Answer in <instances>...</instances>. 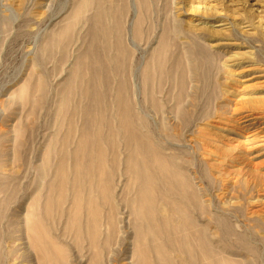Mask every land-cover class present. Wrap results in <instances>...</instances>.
<instances>
[{"label": "rangeland", "instance_id": "1", "mask_svg": "<svg viewBox=\"0 0 264 264\" xmlns=\"http://www.w3.org/2000/svg\"><path fill=\"white\" fill-rule=\"evenodd\" d=\"M83 1L0 0V264H39L25 216L45 186L38 168L57 129L60 91L86 49L87 18L96 12L92 6L84 13L78 7ZM103 3L113 11L122 5L120 0ZM123 6L132 98L154 117L159 128L148 121L157 138L162 123L175 131L178 65L183 64L175 62L178 57L186 63L182 106L191 115L180 137L164 143L169 142V152L190 160L187 172L213 208L211 214L231 228L223 242L233 246L228 256L264 264V0H125ZM109 22L114 24V16ZM111 35L115 41L117 33ZM164 37L167 74L159 88H152L162 104L157 113L146 100L142 75ZM187 51L200 52L192 69L188 66L195 60ZM40 80L45 83L42 104L36 89ZM24 87L26 101L19 96ZM121 211L122 232L104 264H133L128 212ZM219 225L214 221L212 229L218 244ZM53 226V234L69 248L70 263L89 264L88 243L77 249L73 237L63 235L64 219ZM239 236L250 251L240 249Z\"/></svg>", "mask_w": 264, "mask_h": 264}, {"label": "bare ground", "instance_id": "2", "mask_svg": "<svg viewBox=\"0 0 264 264\" xmlns=\"http://www.w3.org/2000/svg\"><path fill=\"white\" fill-rule=\"evenodd\" d=\"M103 1L84 0L78 6L84 13L95 6L96 12L87 18L86 49L60 91L57 129L38 168L45 186L39 188L25 216L26 234L38 263L71 264L69 248L61 236L53 234V224L64 219L63 235H71L82 251L88 243L89 264H104L122 232L124 207L132 233L133 264H250L228 256L233 246L223 242L231 228L211 214L212 207L187 172L190 160L169 152V142L164 143L167 138L180 137L191 115L182 106L186 63L178 57L175 62L183 63L178 65L181 92L175 102L179 124L169 132L162 123L158 129L162 141L153 131V125L159 128L154 117L132 98L126 63L130 52L126 54L122 44L125 0H120L122 5L116 11ZM113 16L112 25L109 18ZM113 31L117 33L115 41L111 40ZM186 54L195 60L188 66L192 69L200 52ZM167 55L164 37L151 61L143 65L146 100L157 113L163 109L152 88H159L167 74ZM36 89L42 104L45 83L40 80ZM28 91L26 87L20 90L21 100H27ZM200 218L205 223L200 224ZM214 221L220 224L216 230L223 245L217 243L212 230ZM237 242L241 250L250 251L240 236Z\"/></svg>", "mask_w": 264, "mask_h": 264}]
</instances>
